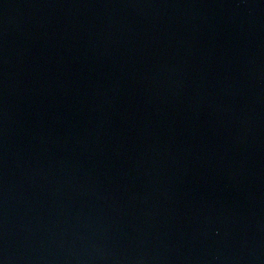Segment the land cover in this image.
<instances>
[{
    "label": "water",
    "instance_id": "obj_1",
    "mask_svg": "<svg viewBox=\"0 0 264 264\" xmlns=\"http://www.w3.org/2000/svg\"><path fill=\"white\" fill-rule=\"evenodd\" d=\"M0 264H264V0H0Z\"/></svg>",
    "mask_w": 264,
    "mask_h": 264
}]
</instances>
